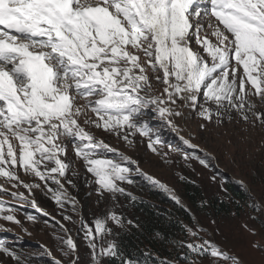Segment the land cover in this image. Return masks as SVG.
<instances>
[{"label": "snow or ice", "instance_id": "1", "mask_svg": "<svg viewBox=\"0 0 264 264\" xmlns=\"http://www.w3.org/2000/svg\"><path fill=\"white\" fill-rule=\"evenodd\" d=\"M257 100L264 105V0H0V197L14 201L0 198V220L31 235L17 218L19 206L27 205L36 213L26 212L27 221L63 233L54 236L62 259L45 247L52 264H81L80 246L67 227L77 222L74 216L90 264H201L202 258L210 264H243L202 235L206 229L174 189L144 173L139 161L96 132L115 137L129 150L138 136L144 138L153 154L171 164L169 152L158 147L164 144L161 129L167 128L192 149L168 144L170 152L183 151L186 162L208 168L215 157L181 135L177 120L188 119V109L202 120V131L225 121L264 129V108ZM77 162L97 204H112L91 222L69 193L80 176ZM133 175L163 190L193 220L192 226H182L188 240L167 241L156 233L176 249L173 258L126 251L116 239L118 229L140 227L116 210L118 197L139 199L122 186L136 184ZM235 183L248 206L264 214V201L244 181ZM41 188L62 219L38 205L34 190ZM0 231L12 230L0 224ZM253 247L264 250L258 242ZM0 254L14 264H31L3 236Z\"/></svg>", "mask_w": 264, "mask_h": 264}, {"label": "rangeland", "instance_id": "2", "mask_svg": "<svg viewBox=\"0 0 264 264\" xmlns=\"http://www.w3.org/2000/svg\"><path fill=\"white\" fill-rule=\"evenodd\" d=\"M257 104L264 108V105H259L258 100ZM185 113L188 119L177 120L181 129H183L180 134L215 157V160L210 162L211 167L206 168L196 160L186 162L183 159V151L170 152L167 147L168 144H171L173 148L178 147L188 152H191L192 149H187V146L182 144L176 133L167 128L161 129L164 144L158 147H160L161 151L169 152L171 160L174 161L171 164H165L160 156L153 154L147 148V140L139 136L137 137L138 142L134 150H129L123 142L113 136L99 131L96 132V135L139 161V167L144 173L174 189L175 194L181 198L182 203L191 209V212L195 215L196 223L206 229V233H202L206 239L214 241L231 254L239 256L243 264H264V250L253 247V244L257 242L264 246V214L255 213L248 206L250 203L248 199L238 208L239 210L234 206V210L229 215H216L211 211V207L197 211L183 198L181 191L185 181L180 179L181 176H184L188 181H194L195 184L199 185L208 204L216 198L229 203L228 191L225 192L223 190H227L225 182L235 183L238 180H242L248 185L258 201H264V129L257 127L246 130V126L242 122L225 121L219 127L212 124L209 126L208 131H202L200 128L202 120L188 109H185ZM151 123L155 127L158 126L159 121L153 120ZM199 154L202 155V153ZM68 155L69 158H73L71 149H69ZM77 170L80 174L79 179L76 180L77 187L75 189L69 187V193L78 201L82 217L91 222L94 217L105 215L112 207V204L111 202H105L98 205L97 196L93 190L85 186L84 177L87 174L82 163L77 162ZM213 176H216L215 181L212 180ZM132 178L135 181L148 183L139 175H133ZM27 179L28 182H31V178ZM2 182L0 180V183ZM37 182L39 181L37 180ZM122 186L125 187L127 192L134 190L133 184H124ZM5 187L10 188V185L6 184ZM153 188L159 189L158 187ZM12 190L15 191L17 189ZM20 190L24 191L25 195H29L27 190ZM90 192H92V195H89ZM0 198L14 203L10 196ZM34 198L38 205L50 213L51 216L62 219L60 215L61 210L58 209L50 194H47L43 188L34 190ZM118 200L119 207L116 209H121L123 206H120V204H123V198L118 197ZM19 207L20 210L17 212V218L24 223V226L31 235L22 231L20 227L3 220H0V224H4L6 228L12 231H0V235H3L18 251H22L28 256H31L35 252H40L31 248H41L45 251V247H47L51 250L53 256L62 259L54 236L63 235V233L44 225L42 222L32 223L27 221L25 213L36 214L35 210L27 205ZM233 213L235 214L233 215ZM253 217L256 218L253 219ZM43 219L45 218L41 217V221ZM74 219L77 221L75 224L65 223L72 230L73 238L80 246L81 264H90L89 253L83 239V234L78 231L79 217L74 216ZM213 220L215 224L212 223ZM244 225H247L248 229H254L256 234H251ZM25 249L31 251H25ZM47 257L52 259L50 256ZM0 261L3 264H14L11 258L3 254H0ZM201 264H210V259L202 258Z\"/></svg>", "mask_w": 264, "mask_h": 264}, {"label": "trees", "instance_id": "3", "mask_svg": "<svg viewBox=\"0 0 264 264\" xmlns=\"http://www.w3.org/2000/svg\"><path fill=\"white\" fill-rule=\"evenodd\" d=\"M136 182V184H133L134 190L130 193L139 199L136 202H131L122 197L123 204H120V206H123V208L116 210L135 221L140 227H129L127 231L118 229L120 236L116 237V239L126 251H148L154 257L173 258L178 255L176 249L172 247L171 243L157 238L156 233H162L167 238V241L188 240L190 237L184 232L182 226H192L193 220L183 208L170 199L167 193L153 188L144 181ZM225 184L229 197H231L229 198V203L216 198L211 200L210 204L207 203L206 207H201V201H206V198L201 187L195 183L184 182L181 194L191 207L197 211L211 207V211L216 215H229L234 210V206L238 209L247 201V197L235 183L226 181ZM31 249L42 252H35L29 256L31 264H52V259L48 258L45 255V251L41 248ZM25 251L31 250L25 249ZM105 264H110V262L106 260Z\"/></svg>", "mask_w": 264, "mask_h": 264}]
</instances>
